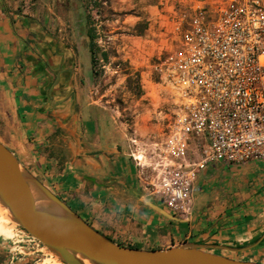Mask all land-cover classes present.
<instances>
[{
	"label": "crops",
	"instance_id": "crops-1",
	"mask_svg": "<svg viewBox=\"0 0 264 264\" xmlns=\"http://www.w3.org/2000/svg\"><path fill=\"white\" fill-rule=\"evenodd\" d=\"M77 58L49 24L8 11L0 0V141L25 167L117 243L143 249L186 240L245 246L264 234L263 160L209 163L198 173L190 215L171 218L149 205V195L140 192L148 191L146 183L141 180L140 189L117 147L114 156L104 145L92 154L70 124L77 120L69 102ZM57 128L66 132L61 139ZM156 203L161 205L158 198ZM9 235L0 230V238ZM221 253L264 262V239L242 252Z\"/></svg>",
	"mask_w": 264,
	"mask_h": 264
},
{
	"label": "rangeland",
	"instance_id": "rangeland-1",
	"mask_svg": "<svg viewBox=\"0 0 264 264\" xmlns=\"http://www.w3.org/2000/svg\"><path fill=\"white\" fill-rule=\"evenodd\" d=\"M214 1L1 0L8 11L46 22L55 36L75 49L79 69L69 102L77 120H71V126L81 133L92 154L101 152L104 145L102 149H114L109 154L114 156L117 147L120 158L128 160L138 175L140 189L141 180L146 183L148 191L140 192L154 204L152 165L173 123L176 99L163 76L162 62L179 46L199 7L211 18ZM90 27L97 35L94 68L87 34ZM55 133L60 139L66 135L62 128ZM201 149L195 140L191 157L199 160ZM164 209L174 217L191 213V208L184 214ZM3 224L10 237L0 239V264H42L49 255L47 248L38 240H27L12 220Z\"/></svg>",
	"mask_w": 264,
	"mask_h": 264
},
{
	"label": "built area",
	"instance_id": "built-area-1",
	"mask_svg": "<svg viewBox=\"0 0 264 264\" xmlns=\"http://www.w3.org/2000/svg\"><path fill=\"white\" fill-rule=\"evenodd\" d=\"M202 8L161 67L176 99L151 184L173 213L189 212L209 163L264 161V0H215L210 19ZM195 140L199 160L190 153Z\"/></svg>",
	"mask_w": 264,
	"mask_h": 264
},
{
	"label": "water",
	"instance_id": "water-1",
	"mask_svg": "<svg viewBox=\"0 0 264 264\" xmlns=\"http://www.w3.org/2000/svg\"><path fill=\"white\" fill-rule=\"evenodd\" d=\"M157 212L174 217L149 202ZM0 207L20 230L38 240L63 264H264L221 253L251 249L264 234L245 246L183 242L167 248L121 245L92 227L79 213L25 167L0 141Z\"/></svg>",
	"mask_w": 264,
	"mask_h": 264
},
{
	"label": "bare ground",
	"instance_id": "bare-ground-1",
	"mask_svg": "<svg viewBox=\"0 0 264 264\" xmlns=\"http://www.w3.org/2000/svg\"><path fill=\"white\" fill-rule=\"evenodd\" d=\"M11 219L8 216V212L5 208L0 207V229L3 227H7L4 225V221H10ZM10 237V236H9ZM9 237H2L0 239L5 240L9 239ZM20 241V240H19ZM45 250V248H43ZM48 257L43 261L42 264H61L60 261L51 253L48 252Z\"/></svg>",
	"mask_w": 264,
	"mask_h": 264
},
{
	"label": "trees",
	"instance_id": "trees-1",
	"mask_svg": "<svg viewBox=\"0 0 264 264\" xmlns=\"http://www.w3.org/2000/svg\"><path fill=\"white\" fill-rule=\"evenodd\" d=\"M87 34L90 36L91 38V43H90V52H91V61H92V64H93V68L95 66V63H96V48H97V43L95 41L96 39V33H95V30L92 29L91 27L88 29L87 31ZM105 58H107V56L105 55ZM1 231H6L8 230V227H3L2 229H0ZM112 239V238H111ZM121 245H125V246H129V247H135V248H140L138 246H134V245H126L124 243H119Z\"/></svg>",
	"mask_w": 264,
	"mask_h": 264
}]
</instances>
